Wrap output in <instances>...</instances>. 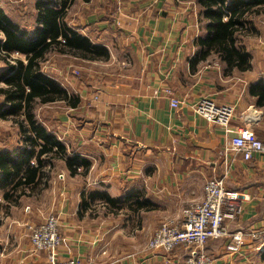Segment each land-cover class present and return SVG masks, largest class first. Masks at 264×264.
<instances>
[{
    "label": "crops",
    "instance_id": "1",
    "mask_svg": "<svg viewBox=\"0 0 264 264\" xmlns=\"http://www.w3.org/2000/svg\"><path fill=\"white\" fill-rule=\"evenodd\" d=\"M181 7L190 8L183 17L177 12ZM118 9L117 22L105 16L102 32L83 34L111 55L106 62H83L111 68L112 59L120 60L109 71L95 68L99 76H93L84 91V99L93 94L95 103H87L86 121L67 136L71 155L86 159L87 169L72 175L64 167L63 177L56 168L65 163L55 161L51 175L56 178L49 181L56 185L54 195L44 198L50 186L27 190L17 204L6 198L15 177L3 181L0 171V264H50L49 256L35 252L31 244V234L48 215L59 220L58 262L183 264L185 250L149 252L147 245L163 223L180 222L183 210L205 200L204 186L210 179L224 178L228 190L246 197L240 218L229 224L231 232L264 227V155L246 162L230 149L234 135L244 129L264 142V105L259 106L254 94L264 87V21L254 38L258 42L245 40L252 70L226 77L218 60L192 68L195 42L203 32L195 3L129 0ZM100 17L87 18L82 30L95 27ZM123 53L133 59L130 67H124ZM0 64L1 75L7 68ZM171 99L179 100L181 108L174 109ZM204 99L233 109L228 127L233 134L195 113L192 107ZM4 104L0 95V108ZM57 104L62 103L53 105ZM50 119L56 128L71 121L62 115ZM4 121L0 118V124ZM13 134L0 130V154L22 146L21 140L13 142ZM28 162L35 165L36 157ZM98 194L120 201L121 207L116 210L93 200ZM43 199L46 206L34 203L24 209V203ZM229 242L221 238L208 243L206 252L215 258L214 264H264V251L256 244L248 243L232 255L226 250Z\"/></svg>",
    "mask_w": 264,
    "mask_h": 264
},
{
    "label": "trees",
    "instance_id": "2",
    "mask_svg": "<svg viewBox=\"0 0 264 264\" xmlns=\"http://www.w3.org/2000/svg\"><path fill=\"white\" fill-rule=\"evenodd\" d=\"M178 1L193 2L200 8L203 32L195 42L198 51L191 62L192 68L216 57L223 65L226 77L252 70V57L242 40L252 28L253 18L264 16V0ZM79 2L90 4L92 0H37L33 31L21 26L0 8V61L8 67L0 75V83L5 85L0 88V95L4 96L6 104L0 108V118L11 115L21 119L17 126L22 146L16 151L0 154L2 180H9L11 175L15 177L10 184L11 191L6 195L7 200L15 204L27 190L36 189L43 181L47 184L55 161H63L72 175L77 174L79 167L87 169L88 161L77 154L71 156L67 146L50 133L36 115V108L42 105L62 103L76 110L82 103L80 96L71 94L44 73L43 65L50 55L86 62L110 60V52L105 46L72 26L70 11ZM15 53L24 60H14L12 55ZM254 94L259 98V106H263L264 87L257 88ZM33 156L36 157L35 165L28 162ZM8 163H12V169ZM47 168L50 170L46 173ZM92 199L103 200L116 210L122 204L107 194L92 195Z\"/></svg>",
    "mask_w": 264,
    "mask_h": 264
},
{
    "label": "built area",
    "instance_id": "3",
    "mask_svg": "<svg viewBox=\"0 0 264 264\" xmlns=\"http://www.w3.org/2000/svg\"><path fill=\"white\" fill-rule=\"evenodd\" d=\"M181 104L179 100L171 99L174 109L181 108ZM192 108L207 121L223 126L230 134L234 133L228 129L233 117L231 107L218 106L204 99ZM230 149L249 162L257 155H264V142L252 130L244 129L234 135ZM204 193L203 202L182 211L180 222H165L158 228L148 242L149 252L172 254L183 249L187 253L184 264H214L215 258L206 252V247L212 240L221 238L230 240L226 250L232 255L239 254L248 243L256 244L259 251H264V227H249L236 232L229 230V224L237 222L243 212L244 195L228 190L224 178L208 180ZM31 242L35 252L49 256L50 264H81L73 260L57 261L62 240L59 222L54 216L33 231Z\"/></svg>",
    "mask_w": 264,
    "mask_h": 264
},
{
    "label": "rangeland",
    "instance_id": "4",
    "mask_svg": "<svg viewBox=\"0 0 264 264\" xmlns=\"http://www.w3.org/2000/svg\"><path fill=\"white\" fill-rule=\"evenodd\" d=\"M36 1L37 0H0V8L3 9L5 13H7L9 16H11L21 26L28 29L29 31H33L35 28V24H36V22H35V20H36L35 19V9H34ZM128 1L129 0H92V2L90 4H84L82 2H79V3H77V5L75 7H73L71 9L69 18L71 19L72 26L76 27L81 34L89 35L88 33L91 30H95L96 32L100 33V32H102V28L104 26L102 24V20L105 18V16L112 18L113 20H115L117 22V19L119 16V9H120V8L118 9V7H120L121 5H123V3H126ZM137 1L138 2H149L150 0H136V2ZM168 1L173 2V0H168ZM247 1H249V0H247ZM189 11H190V8H186V7L185 8L184 7L177 8V12L181 13L182 17H183V14L185 12L188 13ZM120 12H122V10H120ZM89 17L90 18L91 17H97V18L100 17L101 21H97V22H99L98 25H96L97 22H95L92 25L95 27L90 26L91 27L90 29L87 28L88 30H86V29L82 30V28L84 27L83 24L85 23V20ZM109 18H108V21H110ZM263 21H264V16L253 18V24H252L253 26H252V28L251 27L249 28L248 33H245V36L242 40V45L245 46L246 50H247V45H246L247 43L245 42V40L252 39V41L254 43L258 42V40H254V38H256L260 34L259 31L262 28V22ZM105 22L107 24V20ZM113 28H115V27H113ZM128 31H131V30L128 29ZM109 32L110 31H108L107 34ZM113 33H114V29L112 31V34ZM93 34L95 36H97V34H95V33H93ZM127 43H129V42H127ZM127 43L125 42L124 45ZM4 54H5L4 52H1L2 56H4ZM126 55H127V53H123L124 67H126V66L130 67L133 64V59L132 58L127 59V57H125ZM12 58L14 60L19 59V58L24 60L23 56H20L17 53L13 54ZM209 59H210V63H216V60H217L216 58L213 57V58H209ZM112 61H113V63L111 65V68H106V67H100V66L92 65V63H94V62H92L90 64V63L83 62L81 60H76V59L71 58V57H67V56H63V55L61 56L58 54H52L49 56L47 62L43 65L44 73L48 77H50L52 80L58 82L62 87H64L66 90H68L71 94L78 95V96L82 97L81 100L82 99L84 100L77 110H72L71 108L66 107L64 104H57L55 106L53 104L46 105V106L42 105V106L36 108V115H37V118L40 121V123H42L45 127H47L49 132L52 133L55 137H57V139L60 142L65 144L67 146V148L70 146L69 143L71 142L70 139L67 137L69 132L72 131L73 129H77L78 124H80V122L86 121L84 119H85V116L88 114L87 103H88V106H90V107H91V105H93L95 103V100L92 99L94 96L93 94L91 95V97L89 96L88 99H84V98H86V94H87V91L84 93L86 88H88L87 84L93 80V76H97V77L99 76V74H97V73L94 74V72H96L95 68H97V70H104L105 69V70L109 71V69L110 70L113 69L112 67L120 65V60H118V58H114V59H112ZM100 62H104V61H100ZM100 62H97V63H100ZM1 63H3V62H1ZM3 64H5V63H3ZM11 64H14V63L12 62ZM103 64H104V66H106L105 63H101V66H103ZM0 66H1V64H0ZM4 68H8V67L6 66ZM97 77L95 79H98ZM91 84H93V83H91ZM2 85L3 84L0 83V87ZM92 100H94V101H92ZM52 115H57V116L62 115V117L67 116L69 118V120H71V121L63 122V123L61 122V124L59 125V128H56L53 125L54 120L52 121L50 119V116H52ZM3 120H4V118H3ZM20 120L21 119L15 117V116H11V115L9 116L8 115V117L5 118V121H4L5 123L0 124V130L3 131V134L4 133L7 134L8 132H10L12 130V132L14 133L13 134V136H14L13 142L14 143L15 142L18 143V141L21 140V137H19V132L17 131V130H19L18 126H17V122H19ZM13 124L16 125V128L14 127ZM66 125H68L69 127L67 128ZM16 133H17V137H16ZM17 139H18V141H17ZM69 153L72 154L70 151H69ZM64 167H66V166L59 163V165L56 168L57 169L56 172H58L61 176L66 177V171L64 170L65 173L61 172ZM49 170L50 169H45V172L47 173V172H49ZM51 171H52V169H51ZM83 171H84V168H82V167L78 168V172H83ZM53 175H51V177ZM53 177L56 178V176H53ZM49 181H47V184H46V181H43V184L37 187V188H40L42 190L45 185H46V187H45L46 189H48L50 186V188L47 190V195L44 196V198L45 197L47 198V201L51 198V195H54L53 190L56 187V185L50 184ZM37 201L31 200V202H28L27 204L24 203V209L26 210L27 207L33 206L34 203L35 204L40 203L42 206H46V201L44 199L41 202H37ZM51 216H53V215H50V216L48 215L43 221L45 222L46 219L51 217ZM55 218H57V217H55ZM57 220H58V218H57ZM58 222H59V220H58ZM43 223H41L39 226H41ZM39 226H37L34 230H36ZM31 244H32V242H31ZM38 253H41V252H38ZM184 262H185V260H184ZM61 263H64V262H61Z\"/></svg>",
    "mask_w": 264,
    "mask_h": 264
}]
</instances>
